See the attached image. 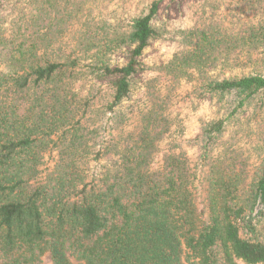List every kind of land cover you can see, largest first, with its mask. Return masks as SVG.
<instances>
[{
  "label": "trees",
  "instance_id": "1",
  "mask_svg": "<svg viewBox=\"0 0 264 264\" xmlns=\"http://www.w3.org/2000/svg\"><path fill=\"white\" fill-rule=\"evenodd\" d=\"M244 1L253 12L238 28L184 30V49L149 67L158 0L117 22L83 17L82 0H0V264H39L47 253L51 264H264V6ZM150 68L198 80L197 93L223 109L193 141L208 166L204 208L184 150L152 166L171 104L153 82L139 128L124 133L122 105ZM90 79L108 81L107 99L95 84L74 88ZM253 138L250 177L238 145ZM51 151L57 160L37 181Z\"/></svg>",
  "mask_w": 264,
  "mask_h": 264
},
{
  "label": "rangeland",
  "instance_id": "2",
  "mask_svg": "<svg viewBox=\"0 0 264 264\" xmlns=\"http://www.w3.org/2000/svg\"><path fill=\"white\" fill-rule=\"evenodd\" d=\"M2 1L6 5L7 0ZM82 1H85L84 8L86 12L83 17H89L96 21L108 20L117 22L142 13L155 0ZM158 1L160 2V9L154 20V25L161 30L162 36L154 39L142 56L143 62L149 67H157L168 63L176 53L184 49L182 42L184 30L197 26H230L238 28L244 19L253 12L244 0H234L237 2V5H234L233 9L229 11L233 15L231 17H225V14H223L227 10L226 5L230 0H219V3L215 0ZM216 5H219V8H215ZM259 5L264 6V0H260ZM10 9L11 7H5L2 12L6 15ZM257 12V18L261 19L263 17L262 13L259 10ZM13 15V13L7 14V17H12ZM78 25V23H75L63 34L62 39L64 43L72 44V35L78 28ZM70 47L65 45L64 48L69 49ZM124 56V52H118L112 57L113 63H122ZM150 82H153L156 92L169 96L171 100L170 107L167 110L170 122L169 130L158 141L159 151L155 154L152 166L154 169L159 168L163 163V156L168 150H184L195 166L194 170L197 173L194 180V192L197 204L200 208H204L207 204L208 186L205 177L208 172V166L201 164V148L193 141L200 136L204 122L222 116L223 109L216 99L209 96L201 97L197 93L196 89L200 85L198 80L184 79L174 82L171 76L150 68L140 74L132 96L122 105L123 110L129 117L123 129L125 134L139 128L143 113L151 106L149 94ZM90 84H95L96 89L102 88L106 94V99L108 98V94L110 93L108 81L99 82L90 79L84 83L77 82L74 88L79 90ZM249 113L250 110L246 112V115ZM238 148L248 160L249 174L252 177L259 163L254 138L244 139L239 143ZM56 160V151L45 154L37 181L44 179L47 172L54 166ZM237 262L238 264H248L241 259H237ZM39 264H51L50 254L47 253ZM185 264L198 263L195 260H191L186 261Z\"/></svg>",
  "mask_w": 264,
  "mask_h": 264
}]
</instances>
